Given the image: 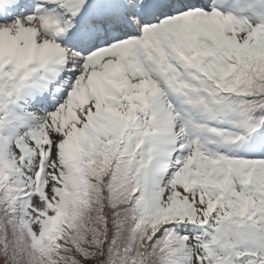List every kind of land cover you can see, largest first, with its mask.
I'll use <instances>...</instances> for the list:
<instances>
[{"label":"snow or ice","instance_id":"snow-or-ice-1","mask_svg":"<svg viewBox=\"0 0 264 264\" xmlns=\"http://www.w3.org/2000/svg\"><path fill=\"white\" fill-rule=\"evenodd\" d=\"M0 264H264V0H0Z\"/></svg>","mask_w":264,"mask_h":264}]
</instances>
